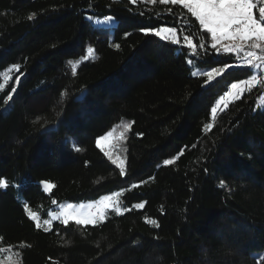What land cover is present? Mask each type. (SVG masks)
Listing matches in <instances>:
<instances>
[{
    "label": "trees",
    "instance_id": "1",
    "mask_svg": "<svg viewBox=\"0 0 264 264\" xmlns=\"http://www.w3.org/2000/svg\"><path fill=\"white\" fill-rule=\"evenodd\" d=\"M105 16L114 22H93ZM163 25L176 29L178 44L140 31ZM216 60L238 63L211 49L182 5L0 0V178L10 184L0 189V261L264 264V84L211 113L232 83L263 73L233 67L208 86L200 73L222 67ZM108 131L124 176L96 146ZM116 191L122 215L107 210L95 226L43 223L60 202Z\"/></svg>",
    "mask_w": 264,
    "mask_h": 264
},
{
    "label": "snow or ice",
    "instance_id": "2",
    "mask_svg": "<svg viewBox=\"0 0 264 264\" xmlns=\"http://www.w3.org/2000/svg\"><path fill=\"white\" fill-rule=\"evenodd\" d=\"M131 3H136V0H130ZM150 2L155 3L156 0H150ZM160 4H171V5H182L188 13L191 14V17H194L198 21L199 26L205 30L207 34L211 36V49L215 50L217 54L223 55L224 53H235L238 63H225L221 60H216L214 63L223 64L222 67H212L209 71H204L200 73L207 77L206 85L211 86L210 82H218L217 77H222L230 72L233 67L237 68H247L250 72L264 73V6L259 7L258 16L254 14V10L257 8V4L254 3V0H159ZM261 3L264 4V0H261ZM30 20L32 16L28 17ZM89 20H92V17H88ZM114 18L112 16H105L103 23H110ZM98 22V21H94ZM140 31L144 34H154L157 37H160L161 40L171 39L172 44H178V40L175 38L176 29L174 28H157L155 26L141 27ZM168 33L169 35H164ZM127 36L128 33H125ZM185 41L188 46L193 49L194 53L199 55V50L196 45L193 44L194 37L185 36ZM224 41H230V43H223ZM119 47V45H117ZM200 48H204V56L211 59L206 44H201ZM92 48L88 49V52L91 53ZM203 59V57H202ZM207 62V61H206ZM73 64L72 61L68 62ZM189 63H193L192 60H189ZM13 68L19 70V65H13ZM76 73L75 64H73V74ZM192 75H198V73L193 72ZM19 79V77H17ZM257 83L264 84V78L258 79V74H252L247 80H238L236 83L231 84V89L236 90L235 93H226L225 95H235L239 99V94L245 91L242 87L247 85L248 90H251ZM0 88H4L3 84H0ZM16 89L13 88L12 92H15ZM13 99L12 94L9 93L5 104H8L9 101ZM221 100L224 97L220 98ZM217 112L216 107H212L211 113L213 117ZM129 125H124L125 130H127ZM207 128L211 129L212 125H206ZM112 133L109 132L103 137H99L96 140V146L104 152V155L112 160L113 164H116L120 169V175H125L124 161L112 159V155L109 151L105 150L102 141L107 140ZM79 150V149H77ZM165 165H171L173 163L172 159H165L163 161ZM44 184V191L49 192L53 185L47 182H41ZM10 186L9 182L0 178V189H6ZM225 181H220V187H225ZM132 187H137L133 185ZM120 193H113L111 196H105L100 201V204L97 206L94 212L89 211L87 213L82 211H74L73 205L68 204L62 206L58 216H54L53 219L62 218L63 224L67 225L70 219H74L77 225H97L99 222H103L107 216V209H114L117 215H122L123 211L128 209H122V202L119 199H113V197H119ZM55 203V201H53ZM25 211L32 220H37L38 217L35 213L28 210V205L25 204ZM144 207L143 203H137L134 205V208L141 209ZM147 223L156 225L159 227V224L155 219L146 220ZM44 223L47 225L50 221L45 220ZM37 228L40 227V224L37 223ZM49 231L48 228L44 229ZM4 249L0 248V252H3ZM9 264H12L11 257L7 258ZM0 264H4L3 261H0ZM257 264H261L260 261Z\"/></svg>",
    "mask_w": 264,
    "mask_h": 264
},
{
    "label": "rangeland",
    "instance_id": "3",
    "mask_svg": "<svg viewBox=\"0 0 264 264\" xmlns=\"http://www.w3.org/2000/svg\"><path fill=\"white\" fill-rule=\"evenodd\" d=\"M254 2H257L258 3V5H259V7L260 6H264V4H262L261 3V0H254ZM94 21H98V22H94ZM103 21H104V19H100V18H94L93 19V22L94 23H98V24H105V23H103ZM114 22V20H112L110 23H107V24H112ZM161 27H163V28H173V27H171V26H166V25H163V26H161ZM161 27H159V28H161ZM164 35H169L168 33H164ZM175 38L177 39V33H176V36H175ZM223 43H230V41H224ZM256 74V73H255ZM261 78H264V73L262 74V76H261ZM258 79H259V77H258ZM244 89L245 88H247V85H243L242 86ZM236 92V90H233V89H231V87H230V89H229V91L228 92H226V93H235ZM226 93H224L223 95H221L219 98H218V100H217V102H216V104H215V106L214 107H216L217 108V110H219V109H221V108H223L224 107V105L229 101V100H231V99H233V98H235L236 96L235 95H225ZM241 94V93H240ZM239 94V95H240ZM221 97H224V99L223 100H221L220 98ZM111 133H112V135L111 136H109L108 138H107V140H105V141H102V145H103V147H104V149L105 150H107V151H109V148L111 147L110 145H111V142H112V139H113V132L112 131H110ZM107 133H109V131L108 132H106L105 134H103L102 136H99V137H103V136H105ZM118 136H121V133L119 132L118 133ZM98 137V138H99ZM96 140H97V138H96ZM110 152V151H109ZM111 153V152H110ZM112 159H115V160H122V161H124V158L123 157H121L119 154L117 155V154H112ZM125 163V162H124ZM116 165V164H115ZM117 166V165H116ZM124 166V165H123ZM119 168V167H118ZM42 182H47V183H50V182H48V181H42ZM42 184V186H43V188H44V184L43 183H41ZM113 193H119V191H116V192H112V193H109V194H104V195H102L99 199H97V200H86V201H79V202H74V201H63V202H60V203H58V204H56V208L54 209V210H50L49 211V213H48V217L45 219V220H48V221H50V223L51 222H53L54 220H61L62 221V218H60V219H53V217L54 216H58L59 215V213H60V211L62 210V206H65V205H68V204H71V205H73V210L74 211H82V212H85V213H87V212H89V211H92V212H94L95 210H96V208H97V206L100 204V201L102 200V198L103 197H105V196H111V195H113ZM113 199L115 200V199H119V197H113ZM120 200V199H119ZM135 205V204H134ZM122 206V209L123 208H126V207H124L123 206V204L121 205ZM114 210V209H112V208H109V209H107V210ZM126 209H128V208H126ZM106 210V211H107ZM123 212H125V211H123ZM37 216V215H36ZM44 220V221H45ZM70 220H73V221H75L74 219H70ZM44 223V222H43ZM49 223V224H50ZM45 224V223H44ZM49 224H47V225H49ZM46 225V224H45ZM6 264H9V262H7ZM12 264H14L13 262H12Z\"/></svg>",
    "mask_w": 264,
    "mask_h": 264
},
{
    "label": "built area",
    "instance_id": "4",
    "mask_svg": "<svg viewBox=\"0 0 264 264\" xmlns=\"http://www.w3.org/2000/svg\"><path fill=\"white\" fill-rule=\"evenodd\" d=\"M235 54V53H234ZM235 57H236V55H235Z\"/></svg>",
    "mask_w": 264,
    "mask_h": 264
}]
</instances>
